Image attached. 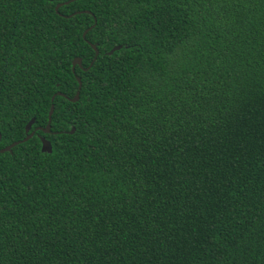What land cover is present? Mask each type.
Wrapping results in <instances>:
<instances>
[{
	"label": "trees",
	"instance_id": "obj_1",
	"mask_svg": "<svg viewBox=\"0 0 264 264\" xmlns=\"http://www.w3.org/2000/svg\"><path fill=\"white\" fill-rule=\"evenodd\" d=\"M58 2L0 0V264H264V0Z\"/></svg>",
	"mask_w": 264,
	"mask_h": 264
},
{
	"label": "water",
	"instance_id": "obj_2",
	"mask_svg": "<svg viewBox=\"0 0 264 264\" xmlns=\"http://www.w3.org/2000/svg\"><path fill=\"white\" fill-rule=\"evenodd\" d=\"M59 2L55 5V10L57 11L59 6L62 4V3H68L72 0H66L64 2H61V0H58ZM88 30V29H87ZM87 30H85L83 32V36H85ZM94 50H95V57L96 55L98 54V50H97V47L95 44H92ZM120 46H116L114 47L110 53H112L115 49L119 48ZM75 65H79L80 67H82L81 65V58L80 57H75L72 61V70H74V67ZM77 81H78V89L75 93V95L73 96V98H70L71 101H76L78 98H79V89H80V86H81V81H80V78H77ZM62 94V93H60ZM53 109H54V106L53 104L50 105V108H49V111H48V120H47V123H46V126L41 128L43 132H49L50 130V122H51V115L53 113ZM34 121V118H31V120L26 124V127H25V132H26V136L22 139V140H19V141H15L13 143H11L10 145L0 149V151H10L11 148L14 146V145H17L18 143L20 142H23V141H26L27 139H29L33 134H34V131H30L31 129V126H32V123ZM73 131V129L71 130V132ZM40 140H41V151H45V152H51L52 151V146H51V143L49 140H47L46 138L44 137H40Z\"/></svg>",
	"mask_w": 264,
	"mask_h": 264
}]
</instances>
